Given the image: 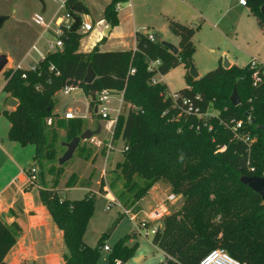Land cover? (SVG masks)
I'll return each mask as SVG.
<instances>
[{
    "label": "trees",
    "instance_id": "16d2710c",
    "mask_svg": "<svg viewBox=\"0 0 264 264\" xmlns=\"http://www.w3.org/2000/svg\"><path fill=\"white\" fill-rule=\"evenodd\" d=\"M119 3L120 0H112L105 9V19L112 27L118 22L116 6ZM246 3L264 32L261 13L264 0H246ZM66 9L75 16L90 13L82 0H67ZM167 21L169 31L180 39L177 55L142 32L136 33L135 50L101 51L96 46L91 52H81L83 35L62 26L63 48L47 54L37 71L11 68L4 72L3 91L8 99L19 102L16 109L5 113L10 123L8 137L22 147H35L34 161L42 167V179L46 163L45 169L57 180L65 168L58 164V153H63L65 148L58 144L56 126L65 131L66 143L85 131L83 119L66 120L59 116L57 95L66 87L79 88L91 99L103 90L123 92L124 104L114 141L121 137L124 142V162L118 165L119 173L110 189L125 209L138 204L157 183L169 185L175 196L184 199L182 208L166 216L164 230L153 237L154 246L165 255L164 263L200 264L212 251L224 249L243 264H264V201L240 182L243 176L264 175V80L258 86L253 85L250 64L232 69L219 66L204 77L192 80L191 85L188 83L191 76L187 74L189 87L178 93L191 99L203 113L213 105L220 114L205 122L194 117L172 122V111L163 116L172 106L171 90L164 83L153 85L152 79L166 76L182 64L190 68L198 28L175 18ZM153 62L159 65L149 71ZM89 66L93 67L96 79L86 85ZM132 69L135 73H131ZM231 86L237 88L241 98L238 107L230 101ZM97 104L91 100L89 105L94 120L100 118L95 113ZM49 119L53 120L51 126ZM238 122L243 123L242 133L252 143L237 139L232 128ZM204 123L212 125L213 130L197 131L195 126ZM84 143H80L78 150L84 152L87 160L92 150H86ZM222 148H225L223 152ZM69 183L70 187H76L78 178ZM103 190L104 184L100 192ZM96 197L87 195L71 202L55 188L41 191L42 205L69 251L63 264H97L99 253L104 250L91 249L84 242ZM13 225L0 220V264H6L5 257L16 244ZM129 239L123 238L116 244L108 264L117 261L126 264L136 256L139 244L130 245Z\"/></svg>",
    "mask_w": 264,
    "mask_h": 264
},
{
    "label": "rangeland",
    "instance_id": "374dc122",
    "mask_svg": "<svg viewBox=\"0 0 264 264\" xmlns=\"http://www.w3.org/2000/svg\"><path fill=\"white\" fill-rule=\"evenodd\" d=\"M82 1L89 8L90 13L88 15L76 16L81 19L83 25L90 24L94 28V31L91 33H85L81 28L79 29V33L83 35L81 40L82 45H89V43L93 42L94 38L97 39L100 37V41L96 46H100L102 50L110 48L116 50L109 51L126 49L119 46L120 38L127 35L126 30L130 29L133 23L131 20L123 21L119 13H121V10L128 3L122 2L120 4V8L118 9V22L114 27L115 30L109 36H105V31L110 26L104 14L106 0ZM44 2L47 6L45 13L42 12L43 5L39 0H0V17H6L3 26L0 28V54H5L12 60L4 72L11 68L30 69L34 65H39L42 58L34 51L32 52V47L37 45L46 52V43L48 41H56L52 32L44 33L42 27L34 24L33 17L36 14L43 15L48 22L52 20L57 22L61 19L63 22L62 26H70L73 24V19L66 7L61 8L60 4L52 3L49 0H44ZM239 2L240 0H212L210 4H207V0H196L194 2L188 0L190 6L194 8L192 13L188 11L189 9L185 6L187 4L184 0H169V2H164L163 0H144L140 4L139 2L131 1L135 5L136 14L139 17H146L151 15L152 12L161 16L160 13L169 11V17L176 16L175 18L182 22L177 17L179 15H187L190 12V17L192 18L190 25L198 28L196 36L194 37L195 51L193 53V63L197 68L200 78L204 77L208 72L217 69L219 66L224 68L226 60L231 64L230 69L235 65L244 68L253 60L264 64V32L260 29L257 21L250 15L251 13H249L248 8L241 7ZM199 13H203L205 18H200ZM102 19H104L103 22H101ZM53 28L55 29L57 26L54 25ZM161 29L159 26H156V28L149 26L143 28L141 31H148L150 34H159L162 31ZM169 36L176 38L171 33H169ZM176 39L178 40V38ZM165 42L174 45L170 42ZM186 71L190 76V68L187 69L186 64H182L166 75L165 81L172 91L178 92L187 88ZM4 72L0 75V144L3 147V150L0 149V192L5 191L1 196L7 201L15 199L14 203L17 207L18 205L23 206L22 192H24V188L28 187L29 184L21 183L17 180V177L22 168L28 170L35 169L38 176L37 186L30 185V187H35L32 192L34 206L40 204V193L46 188H55L59 191L61 197L71 202L82 200L87 195L97 196L96 207L84 235V242L89 248L96 250L108 246L113 249L121 239L129 237V244H139V249L136 256L126 264L163 263L165 255L154 246L153 236L150 232L156 225L160 224L163 227L165 217L180 210L183 206L184 199L177 196L174 202H169V196L173 195L171 187L159 183L161 184V188L155 189L150 195L149 192L131 209H125L119 204L120 201L110 189V184L116 179L119 173L118 165H122L124 162V142L121 137L114 141L115 132L110 133L104 130L106 122L101 119L100 115L99 120H94L93 114L88 111L92 99L87 95L86 98L83 95V91L79 89L74 90L69 96H64L60 92L55 98L56 110L59 109L61 115H64L68 110H72L77 118L83 119L85 131L88 129L96 130L100 124L102 131L98 135V138L105 143V146L103 148H97L88 143H84L86 150H92L89 159L85 160L84 152L77 149L73 159L64 165L63 175L57 180H54V177L45 169L48 167L45 163L44 177L42 179V167L33 159L35 148L33 146L22 147L20 144L12 142L8 137L10 123L5 113L13 108L8 107L9 100H7V95L3 91L5 84ZM189 78L191 80H188V83L191 85L194 79ZM158 79L160 80L161 76H158ZM233 88L234 86L229 88L230 98L233 94ZM122 98L123 92H116L110 96L109 102L105 104L109 109L111 118L117 117V111L120 109ZM212 106L211 113L215 115L219 114L220 111L216 106ZM97 107H99L98 104ZM138 108L137 106L135 110ZM56 130L59 134L58 144L66 143L65 131L58 126H56ZM108 143H113L111 150L108 148ZM65 151L58 153L59 159ZM76 177L79 183L76 187L72 188L69 182ZM103 184L104 190L100 192ZM120 189L121 183L119 182L118 190ZM110 202L114 203L110 205ZM161 207V214H163L164 209L168 210L164 214L163 219L161 218L159 219L160 221L157 220V222L148 224L149 228L147 230L135 235L134 233L137 232L132 218H135L137 223L140 221L147 222L151 214ZM22 222L25 225L28 220L26 219ZM12 227H15V232L18 236L21 231L20 226L15 222ZM146 232L149 233L148 236ZM42 233L44 236L47 235L45 239L46 244L43 245L39 241L40 243L35 248L39 252V258L29 264H48L47 261L45 263L46 259L43 257L45 254L43 252L44 249L45 251L58 254L60 256L58 264H63L64 256L69 254L67 247L64 245L63 238L62 240L58 239L52 225L48 227L47 233L45 229ZM38 234L41 233L38 232ZM13 254L14 251L9 255V260L13 259ZM110 255V252L101 250L97 264H108Z\"/></svg>",
    "mask_w": 264,
    "mask_h": 264
},
{
    "label": "crops",
    "instance_id": "0c3cea01",
    "mask_svg": "<svg viewBox=\"0 0 264 264\" xmlns=\"http://www.w3.org/2000/svg\"><path fill=\"white\" fill-rule=\"evenodd\" d=\"M131 1L139 2V4H140V2H142V3L144 2V0H129V3L126 2V3H128L127 6L121 10V13H119L121 16V19L123 21L126 22L128 20H131L133 24H132L130 29L126 30L127 35L122 36L120 38L121 41L119 43V46H121L122 48H126V49H121V50L117 49V51L118 50H120V51L135 50L136 44H137V42H136V33L137 32L146 33L149 36H154V37L155 36H161V39L163 41L170 42V43L174 44L177 48H179L180 39L175 35H174V37L178 38V40L176 38H171V36H169V33H171V32L169 31L168 21H167L168 18H175L176 16L175 17H169V11H165L166 13H160L161 16H158V15L154 14V12H152V14L150 13L151 15H148L146 17L145 16L139 17L135 11L136 7L133 3H131ZM145 1H147V0H145ZM163 1L169 2V0H163ZM191 1L194 2L196 0H191ZM211 1L212 0H207V4H210ZM111 2H112V0H106L105 9ZM184 2H186V4H187L185 6L188 7V9H189L188 11L193 13L194 8L192 6H190V4L188 3V0H184ZM239 4H240V2H239ZM240 6L244 7V8H248V6H243L241 4H240ZM46 10H47V6H46ZM248 11L250 13L249 8H248ZM190 12L189 13L185 12L188 14L187 15L185 14L184 16L179 15L177 18L179 20H181L184 24L190 25L191 24L190 20H192V18L190 17ZM122 13H123V15H122ZM165 14H167V15H165ZM199 17L203 18V19L205 18L203 13H199ZM103 21H104V19L101 20V22H103ZM143 24H146V25H143ZM150 24H152V25H150ZM149 26H153L154 28H156V26L157 27L159 26L162 28L161 29L162 31H161V33L159 32V34H153V33L150 34V33H148V31H141V30H143V28L149 27ZM190 26H193V25H190ZM114 30H115L114 27H112L111 32H114ZM172 36H173V34H172ZM99 41H100V37L97 39L94 38L93 42H91V43H89V45H85V46L82 45V41H81L79 51L91 52L96 47V44ZM127 48H129V49H127ZM99 49H100V46H99ZM100 50L101 51H109V50H116V49L110 48V49H106V50H102V49H100ZM10 62H12V60L9 58V63ZM231 63L233 64V62H231ZM233 65H235V64H233ZM12 69H14V68H12ZM185 75H187V71H186ZM165 77L166 76H161V79L159 81L161 83L166 84L168 86V88L170 89L169 85L165 81ZM187 87H189V86H187ZM79 90L83 91L81 89H79ZM172 92H176V91H172ZM83 95L86 97L84 92H83ZM7 100H10V99L7 98ZM8 107H9V105H8ZM12 110H14V109H12ZM70 111L73 112L72 110H68L67 112H70ZM88 111H89V107H88ZM56 112L59 114L60 117H64V115L60 114L59 109H57ZM67 112H65V113H67ZM75 116H76V114H75ZM76 118H77V116H76ZM101 131H102V127H101ZM0 149L3 150V147L1 146V144H0ZM19 151H21V150H19ZM34 156H35V152H34ZM34 156H33V159H34ZM29 170L26 168H22L21 172L18 174L17 180H19L23 184H25V183L29 184V179L27 176V172ZM160 185L161 184L157 183L153 187V189L150 190L149 195L152 194L155 191V189L161 188ZM34 189H35V187H30V184L28 185V187L24 188V192H22L24 205L23 206L18 205V207L15 206V203H14L15 199L7 201L5 198H3L1 196V194L4 193L5 191L0 192V217H1L0 220L9 226L12 224H15V222H16L21 228L20 234L18 236H16V244L13 246V248L10 250V252L5 257L4 261L6 264H29V263L33 262L34 260H37L39 258V256H38L39 252L35 248L38 245V243H40L39 241H41V243H43V245L46 244L45 239L47 238L46 237L47 235L44 236L42 231L45 229V232L47 233L48 227L51 225L54 227V230L56 232L58 239L62 240V236L59 233V230L57 228H55L56 225L52 221V219H51L50 215L48 214V212L46 211V209L43 207L42 202L40 201V204L38 206H34V204L32 202V192L34 191ZM40 196H41V193H40ZM26 219L28 220V222H27V224L24 225L22 221H25ZM31 232H33V233L31 234ZM38 232L41 234H38ZM13 251H14L13 259L9 260L8 259L9 255ZM43 252L45 253L43 255V257L46 259L45 263L47 261L48 264H58V262L60 260V256L58 254H55L51 251H45V249L43 250Z\"/></svg>",
    "mask_w": 264,
    "mask_h": 264
},
{
    "label": "built area",
    "instance_id": "2783aa9c",
    "mask_svg": "<svg viewBox=\"0 0 264 264\" xmlns=\"http://www.w3.org/2000/svg\"><path fill=\"white\" fill-rule=\"evenodd\" d=\"M49 1H51L52 3H55V4H60L61 8L66 7L67 0H49ZM120 1H121V3L122 2H128L129 3V0H120ZM121 3H119L116 6L117 10L120 8ZM240 4L243 6H247L246 0H240ZM33 22L35 25L42 27L44 29V33L52 32L56 38V41L55 42L48 41L46 43V50H47L46 52H44L42 49H40L37 45H34L32 47V52L34 51L35 53H37L39 55L40 58H42V60H44L46 58L47 54L57 52L63 48V42L60 40L61 36L63 35V29H62V23L63 22L61 19H59L57 22L54 20L48 22V21H46V19L44 18L43 15L36 14L33 17ZM74 22L75 21L73 19V24H74ZM54 25H56L57 28L54 29L53 28ZM72 25H70V26L67 25L65 27L68 30H70ZM81 29L85 33H90L93 31L94 28L90 24H85V25L82 24ZM149 39L152 41H155L154 36H149ZM158 65H159V62L150 63L148 70L152 71L153 69H156L158 67ZM250 68L253 71V76H252L253 85L258 86L264 80V64L253 60L250 63ZM30 69L33 71H37L38 65L37 66L34 65ZM131 73H135V70L132 69ZM158 76H161V75H158ZM158 76H156L152 79L153 85L161 83L158 79ZM23 77L26 78V75H24ZM78 89L79 88L66 87L61 92L63 93L64 96H69L74 90H78ZM112 94H115V93L110 91V90H103L100 93L96 94L97 95V102L99 105V107L96 106L98 108V111H99L98 113H99L101 119L106 122V124L104 126V130L106 132H110V133L115 132V128H116V125H117L119 116L122 112V108H123V104H124V100L122 98V101L120 104V109L117 111V114H118L117 117L111 118L109 109L105 106V104H107L109 102L110 96ZM169 98L172 99V106H171L170 110H166L163 113V116H167L170 113V111H172L173 116L170 119L172 122L175 120H179L180 118H183V117H185V118L186 117H194V118H197V120H201L203 122L207 121L208 119H214V118L219 117L220 113L216 114V115L211 113L212 112L211 107L208 109V111L206 113H203L201 111L200 107L195 106L191 99L186 98V97H182L178 92H172L171 91L169 93ZM200 99L201 98L198 97V100H200ZM63 118L66 120H71V119H75L76 116L73 112L70 111V112L65 113ZM52 124H53V120L49 119L48 125L51 126ZM195 128L197 131H201L203 128H206L209 132H211L213 130V126L208 125L207 123H204L203 126L197 125V126H195ZM243 128H244L243 123L238 122L235 124V126L232 128V130L236 134L238 140L244 141L246 143H252L251 138H249L248 135H244V133H242ZM86 143H88L91 146L97 147V148H103L105 146V143L102 142L101 140H99L98 136L91 138L90 140L86 141ZM112 145H113V143H108V148L110 150L112 149ZM224 150H225V148H222L221 152H223ZM251 170L254 171L255 169L252 167ZM27 176L29 179V184L31 186H37V177H38L37 171L35 169H30L27 172ZM176 198H177V196H175L173 194V195L169 196L168 200H169V202H174L176 200ZM113 203L114 202H110V205H112ZM161 212H162V207L159 210L156 209L151 214L150 219L147 222L140 221L139 223H137L136 219L132 218V221L135 224V230L137 232L134 234L135 235L138 233L141 234L144 230H147L149 228L148 224L157 222V220L160 221L159 219H161V218L163 219L164 214L167 213L168 210L164 209L163 214H161ZM163 230H164V228L159 224V225L154 226L150 233L154 237V236H156V234L159 231L162 232ZM146 235L148 236L149 233L146 232ZM104 251L105 252H111L112 249L108 246H105ZM116 264H124V263L121 261H117ZM161 264H165V263L163 262ZM200 264H243V263L240 262L239 260L235 259L234 257H232L226 250L217 249V250L212 251L204 259H202Z\"/></svg>",
    "mask_w": 264,
    "mask_h": 264
},
{
    "label": "water",
    "instance_id": "95a60500",
    "mask_svg": "<svg viewBox=\"0 0 264 264\" xmlns=\"http://www.w3.org/2000/svg\"><path fill=\"white\" fill-rule=\"evenodd\" d=\"M41 2V4L43 5V10L42 12L45 13L46 12V4L44 2V0H39ZM261 13L264 17V5L261 8ZM72 18L74 19V24L72 25L70 31L72 33H76L79 31V29L81 28L82 25V21L79 17L71 14ZM6 17H0V28L3 26V23L5 22ZM112 30V26L110 25L107 30L105 31V36H109L110 32ZM155 41L157 42H162V44L169 48V50L177 55L179 53V48H177L174 45H171L169 43H166L165 41H163L161 39V36H155ZM9 64V58L7 55L5 54H0V75L3 74V72L5 71L6 67ZM224 68L225 69H230L231 68V64L230 62H228L227 60L225 61L224 64ZM190 76L197 80L200 79V75L197 71V68L195 67V64L191 61L190 62V72H189ZM96 79V73L93 69L92 66H89L88 68V72L87 75L85 77L84 83L86 85H91ZM92 101L96 102L97 101V95L93 94L92 95ZM231 103L233 104L234 107H238L241 104V100L239 98L238 92H237V88L235 87L233 90V94L230 98ZM19 105V102L16 99H10L9 100V107L16 109ZM98 108H95V113L97 114ZM101 133V125H98V128L96 130H86L83 134H81L79 137L73 139L71 142L68 143H62V147H64L66 149L65 153L63 154V156L58 160V164L59 166H64L65 164H67L69 161H71L80 145L81 142H86L88 140H90L93 137L98 136ZM263 172H264V157H263ZM240 182L246 186L247 188H249L250 190H252L254 193L258 194L262 200L264 201V175L262 177H248V176H243L240 179Z\"/></svg>",
    "mask_w": 264,
    "mask_h": 264
}]
</instances>
